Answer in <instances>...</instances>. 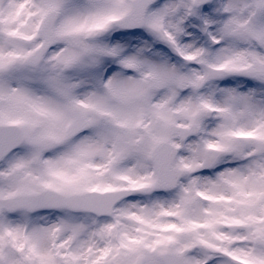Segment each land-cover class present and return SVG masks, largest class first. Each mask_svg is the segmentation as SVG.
<instances>
[{"label":"snow or ice","instance_id":"snow-or-ice-1","mask_svg":"<svg viewBox=\"0 0 264 264\" xmlns=\"http://www.w3.org/2000/svg\"><path fill=\"white\" fill-rule=\"evenodd\" d=\"M0 264H264V0H0Z\"/></svg>","mask_w":264,"mask_h":264}]
</instances>
